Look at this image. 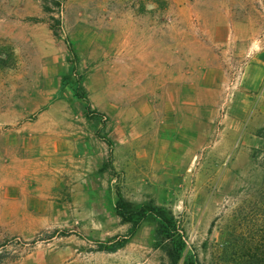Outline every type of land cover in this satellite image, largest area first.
Listing matches in <instances>:
<instances>
[{
  "label": "rangeland",
  "instance_id": "obj_1",
  "mask_svg": "<svg viewBox=\"0 0 264 264\" xmlns=\"http://www.w3.org/2000/svg\"><path fill=\"white\" fill-rule=\"evenodd\" d=\"M262 47L264 0H0V264H170L120 196L179 264H259Z\"/></svg>",
  "mask_w": 264,
  "mask_h": 264
},
{
  "label": "trees",
  "instance_id": "obj_2",
  "mask_svg": "<svg viewBox=\"0 0 264 264\" xmlns=\"http://www.w3.org/2000/svg\"><path fill=\"white\" fill-rule=\"evenodd\" d=\"M115 213L122 223L130 226L131 233H135L150 220L154 221L156 224L155 235L157 241H159L160 248L165 252L170 264H179L183 257L186 242L184 231L178 225L171 211L153 203L136 205L120 196L115 206ZM258 248L262 249L260 252H264V242L260 241ZM262 255L258 260L259 264H264V253ZM183 264L201 263L197 259L188 257Z\"/></svg>",
  "mask_w": 264,
  "mask_h": 264
},
{
  "label": "crops",
  "instance_id": "obj_3",
  "mask_svg": "<svg viewBox=\"0 0 264 264\" xmlns=\"http://www.w3.org/2000/svg\"><path fill=\"white\" fill-rule=\"evenodd\" d=\"M262 50L264 51V47H262ZM258 53H260V52H256L255 54H258ZM252 62L253 63H250L251 64V68L250 69L253 68V69H256V70H258L260 72L261 71L264 72V59L261 60L260 57L258 56V57L253 58ZM262 78H264V73L261 74V80H262ZM132 168H133V166H130V165L125 167V170L128 172L129 177H130V175H132V171H131ZM138 171H140V169H138ZM98 181L99 182L97 183V186H95V188L98 189V190H101V191H103L104 189L109 190L110 188L112 189V187H113L112 186V183H113L112 177H110V176H105V175L104 176H99L98 177ZM139 181H141V180H136L135 184H134V182H132L129 179L127 184L129 186L130 185H135L136 188H141L142 184Z\"/></svg>",
  "mask_w": 264,
  "mask_h": 264
}]
</instances>
